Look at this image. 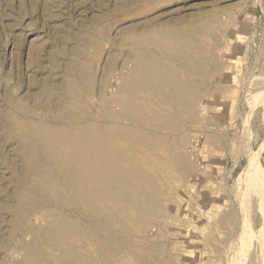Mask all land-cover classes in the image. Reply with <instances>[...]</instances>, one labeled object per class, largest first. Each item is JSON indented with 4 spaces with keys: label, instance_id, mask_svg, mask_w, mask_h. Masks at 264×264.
<instances>
[{
    "label": "rangeland",
    "instance_id": "374dc122",
    "mask_svg": "<svg viewBox=\"0 0 264 264\" xmlns=\"http://www.w3.org/2000/svg\"><path fill=\"white\" fill-rule=\"evenodd\" d=\"M214 12L194 45L175 52L170 63L161 53L164 68L178 65L175 74L192 68L184 78L199 91L196 111L182 112L183 125L172 127L177 133L159 129L183 146L187 176L158 180L163 203L149 223L130 221L127 231L113 225L103 236L111 240L107 247L90 237L82 247L98 264H264V0H0V264L19 262L22 246L34 237L12 227L14 188L23 170L18 121H42L48 105L67 98L69 80H78L86 95L78 99L88 98V109L103 120L104 106L120 110V90L134 75L130 34ZM143 43L138 46L158 49ZM152 153L156 159L165 154ZM41 216L33 210L28 221L45 227ZM49 248L43 264H60L59 251Z\"/></svg>",
    "mask_w": 264,
    "mask_h": 264
},
{
    "label": "bare ground",
    "instance_id": "6f19581e",
    "mask_svg": "<svg viewBox=\"0 0 264 264\" xmlns=\"http://www.w3.org/2000/svg\"><path fill=\"white\" fill-rule=\"evenodd\" d=\"M216 12L206 19L195 16L184 25L161 23L130 34L127 38L132 40L131 45L134 46L129 57L134 63V68L131 67L134 75L129 80L126 79L120 90L117 102L120 110L114 112L104 106L103 120L95 119V110L92 113L88 109V98L85 101L78 99L86 97L83 91H78V80H69L66 84L67 98H62L57 106L48 105L42 121H18L21 132L18 135V156L23 161V170L14 188L12 227L14 231L31 232L34 237L30 243L22 246L25 249L24 255L15 264H43V256L46 255L43 249L46 245L59 251L55 255L60 264H98L97 258L86 255L82 247L83 239L87 237L89 240L90 237L92 241L107 247L111 240L103 236H109L110 233L107 232L111 226L120 225L126 230L131 225L130 221L133 225H145L152 216L161 212L163 200L159 201L161 190L157 189L158 180L169 174L179 180L181 174L188 173V169L186 168L187 173L184 169L188 162L185 156L184 161L185 154L180 153L183 146L180 145L181 148L175 139L173 140L176 142L168 141L159 129L170 130L180 126L184 120H181L180 114L195 110L199 93L184 78L193 69L187 65L185 68L182 66L187 72L175 74L178 65H174L173 72L169 71V67L164 68L167 65L163 66L161 53L166 54L169 61L170 57L176 58L175 52L194 45L195 40L203 38L208 29L207 23L211 19L213 22ZM147 40L158 47L157 51L139 47V44ZM200 41L202 40L199 39L198 43ZM147 44L149 45V41ZM150 45L152 46L151 43ZM190 64L195 66L191 61L188 62ZM170 72L174 74L171 76ZM152 126L156 127L151 130ZM176 129L179 130V127ZM181 137L178 138L180 141ZM153 149L162 150L164 156L156 159L154 155V158L151 156L156 154L152 153ZM186 176H182L183 181ZM165 185L163 189L166 190ZM33 210L41 213V220L47 222L45 227L28 221L29 213ZM119 212L122 216L118 215ZM83 216H86L87 223L82 221ZM140 258L136 259L139 261ZM99 263L101 264V260Z\"/></svg>",
    "mask_w": 264,
    "mask_h": 264
}]
</instances>
